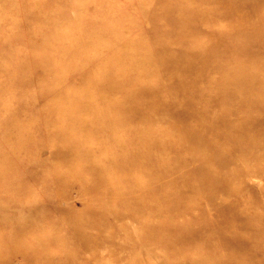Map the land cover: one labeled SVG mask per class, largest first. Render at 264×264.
I'll list each match as a JSON object with an SVG mask.
<instances>
[{
    "label": "rangeland",
    "instance_id": "obj_1",
    "mask_svg": "<svg viewBox=\"0 0 264 264\" xmlns=\"http://www.w3.org/2000/svg\"><path fill=\"white\" fill-rule=\"evenodd\" d=\"M254 2L0 0V264H264ZM159 47L181 64L165 71ZM232 73L263 85L217 100ZM191 82L183 103L174 84Z\"/></svg>",
    "mask_w": 264,
    "mask_h": 264
},
{
    "label": "bare ground",
    "instance_id": "obj_2",
    "mask_svg": "<svg viewBox=\"0 0 264 264\" xmlns=\"http://www.w3.org/2000/svg\"><path fill=\"white\" fill-rule=\"evenodd\" d=\"M253 1H256V3L255 2L253 3V5H255V8L259 9V8H263L264 7V0H253ZM185 12L187 14L186 16H184ZM259 12H260V10H259ZM198 13H200L199 10L197 8H194V7H190V10H182V9H178L177 10V14H179L178 17L182 20L181 24H180V28L181 29H183V28L186 29V31H181L179 33V37H181V38L192 37V33L194 32V30L196 29L197 26L195 25V22H193L191 20L190 16L191 15H196ZM201 15H202L201 16L202 17V19H201L202 21H204V18L209 19L211 17L210 15L206 16L204 12ZM183 16H184V18H183ZM260 18L264 20V16L263 15ZM202 21H200V23ZM263 27H264V22H263ZM187 31H188V33L189 32L190 33L186 34ZM156 53H159V56H161L163 58V60H165V61H163V65H162L163 68L165 69V71L173 69V68H175V66H177V65L179 66L181 64L180 60L179 61H177V60L172 61L171 59H166V57L168 56V50L166 49V47H161V48L159 47L158 49H156ZM197 55H195V56H197ZM195 72H196L195 69H189L186 72V74L187 75H193V74H195ZM177 75L180 77L181 74H177ZM258 79H260V78L258 77V75H256L255 78L253 76L250 79V83H247L248 80L246 81V83H244L245 81H243L241 79H238L236 77V74L232 73L231 78L221 81L219 84L216 85L215 89L211 93H218V95L220 94L219 97H216V98H217V100H219V99L223 100L224 96L226 97L225 90L228 89V88H231V86H233V85H240V84L244 83L245 85L248 84L247 86L251 87V88H256L257 86H262L263 85V84H261L262 81H258ZM174 86L173 87H174L175 95L179 94V96L183 100H185L183 103H185L187 101H191L192 102L193 99H195V96H196L195 93L197 92V91L195 92V89H197V84L196 83H192L191 82L189 85L184 84V83H181V84L177 83V85L174 84ZM204 92H205V90H204ZM206 93H208V92H206ZM230 94L233 95V96L236 95L237 98H238V102L236 103V107H235V110L233 112H239V113L242 112L243 109H244L243 108L244 107L243 106L244 97H243L242 93H240V92L237 93L236 92V94H233V93H230ZM216 103L217 102L206 100V109L208 110V109L212 108ZM179 106H180V104H177V108H176L177 110H176V112H174L175 116H177L179 118H182V116H183L185 119H188L189 121H199L204 116L205 112L203 111V109H197L194 106H189L186 109H182L181 106L180 107ZM207 119L209 121V125L212 126L214 124V122L218 118L210 117V118H207ZM218 121H219V119H218ZM243 128H244V124H242L240 122H236L235 123L234 129L238 133H241Z\"/></svg>",
    "mask_w": 264,
    "mask_h": 264
}]
</instances>
